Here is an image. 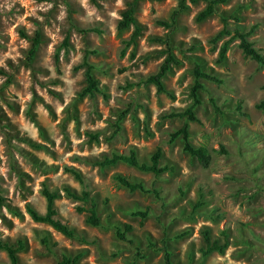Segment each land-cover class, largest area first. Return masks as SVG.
I'll list each match as a JSON object with an SVG mask.
<instances>
[{"label": "rangeland", "instance_id": "374dc122", "mask_svg": "<svg viewBox=\"0 0 264 264\" xmlns=\"http://www.w3.org/2000/svg\"><path fill=\"white\" fill-rule=\"evenodd\" d=\"M131 1L0 0V238L25 241L22 264H54L63 252H81L78 264H164V240L175 264H264V67L245 57L236 39L218 62L228 36L212 42L222 15L229 29H252L249 39L264 54V0H227L201 21L196 16L204 0H137L142 31L126 45L133 27L119 30L117 23ZM179 3L185 8L174 26L157 23L170 22ZM168 51L177 62L158 91L144 79ZM86 54L100 90L81 96ZM195 63L220 80L201 79L198 120L188 122L191 143L210 152L207 168L182 150L180 137L169 140L185 121L170 113L192 102ZM156 146L160 166L167 167L158 176L124 162L94 164L131 148L148 162ZM65 166L79 170L83 185ZM116 174L155 187L158 196L118 186ZM43 185L58 193L59 217L85 242L30 218L27 205L45 210ZM64 186L89 192L100 226L85 222L87 212L76 210L82 203ZM136 211L148 213L141 220ZM124 223L132 227L126 241L115 235ZM205 227L220 243L227 240L223 252L201 254ZM6 261L0 249V262Z\"/></svg>", "mask_w": 264, "mask_h": 264}, {"label": "trees", "instance_id": "16d2710c", "mask_svg": "<svg viewBox=\"0 0 264 264\" xmlns=\"http://www.w3.org/2000/svg\"><path fill=\"white\" fill-rule=\"evenodd\" d=\"M227 0H204L205 6L202 10H200L196 16L197 21H201L208 16L219 13L218 6L220 4L225 3ZM136 2L137 0H133L128 3V6L121 12V16L117 23V28L119 30L127 29L130 26L133 27L131 32L129 41H126V45L130 43H135L136 38L140 36L142 31V25L138 23L135 17V9H136ZM185 8L183 3H179L178 7L175 8L170 14V22L158 19L157 23L163 25L165 27L174 26L176 23L177 15ZM235 20H238L237 17H233ZM222 20V28L216 33L213 37L212 42H215L217 39L228 36L225 39L218 51V58L217 61L221 62L226 55V52L229 48L230 43L233 40H238L237 46L241 49L243 55L245 57H249L250 59L257 62L260 66L264 67V54L261 52L259 48H257L254 43L249 39L252 29L250 31H245L241 27H233L232 29L228 28L229 21L226 17L221 15ZM160 41V39H157ZM39 44V35L36 34V37L32 40V45L28 51V56L32 57L35 55ZM167 55L159 69L156 73L150 74L144 79L146 83H152L156 86L158 91H163V83L162 78L164 77L165 73L169 69L171 63H176L175 57L171 54V52H166ZM83 65L85 68V81L86 85L79 93L81 96L86 94L92 95L94 92H99V81L92 73V65L87 60V54L84 55L83 58ZM193 76L194 80L190 87L189 95L192 99V102L184 109L177 112L170 113V117H184L185 121L182 123L180 127L175 129L173 132L169 134L170 142H173L176 138L180 137L182 142V150L188 153L190 156L194 157L198 163L207 168L211 162V155L209 150L205 145L199 144L194 145L190 141L191 132L189 130V121H197V117L195 115L194 109L201 103V99L199 97V91L204 89V84L202 83L201 79L206 78L215 82H220L214 75L208 74L204 72L198 63L194 64L193 67ZM209 101L211 102L214 109H218L215 100L210 97ZM264 102H262L259 106L262 107ZM95 138L94 136H91ZM162 157V149L160 146H156L154 151L151 153L149 157V161H139L137 157V152L135 148H131L128 153H117L114 152L110 156H104L99 160L95 161V165L99 167L105 166H112L117 164L118 162H124L128 165H131L143 172H151L155 176H158L163 171L167 170V167L160 166V158ZM64 170L71 173L79 183L83 185V177L79 170L75 167H64ZM114 180L118 186H122L127 188L130 191H140L143 193H150L152 192L156 197L158 196V191L155 187H147L142 181L133 180L128 176L122 174L114 175ZM64 193L71 197L72 199L79 201L82 205H77V211H86L87 215L85 218V222L91 226H100L101 220L98 214L97 205L95 200L90 196L89 192L83 188L80 192H76L69 186H64L63 189ZM41 194L45 199V210L44 212H39L35 208L30 205H27L26 211L30 218L36 222H42L50 225L53 229L61 233L62 235L68 238H76L82 242L86 241V238L80 233L70 226L66 221L62 220L55 207V199L58 196L56 191L50 190L46 185H43L41 189ZM2 205V198L0 196V206ZM201 205V202L196 203L194 208L197 209ZM16 216H19V213L13 211ZM147 211H136L133 214L137 215L143 220L147 216ZM131 225L124 223V225L116 226L115 227V235L118 239L126 241V233L131 231ZM223 232V231H222ZM202 238L204 240V247L201 249V254L203 256H207L212 252H223L224 248L227 245V240L223 243H220V240L216 237H212L210 234V230L205 227L202 232ZM179 237V236H175ZM226 237V235H224ZM43 242L47 243L48 240L43 238ZM164 246L162 248V259L164 264H175L171 253L166 245V241H163ZM26 247L25 241L23 239H17L15 243L8 242L7 240L0 238V249H2L7 257L6 262H0V264H22L19 259V253L24 250ZM137 255H140L137 252ZM82 254L79 252L73 256L68 255L67 253L63 252L60 255V258L56 260L54 264H78L79 259L81 258Z\"/></svg>", "mask_w": 264, "mask_h": 264}, {"label": "clouds", "instance_id": "9594fccd", "mask_svg": "<svg viewBox=\"0 0 264 264\" xmlns=\"http://www.w3.org/2000/svg\"><path fill=\"white\" fill-rule=\"evenodd\" d=\"M6 7L11 8V5L10 4L9 5H6Z\"/></svg>", "mask_w": 264, "mask_h": 264}]
</instances>
